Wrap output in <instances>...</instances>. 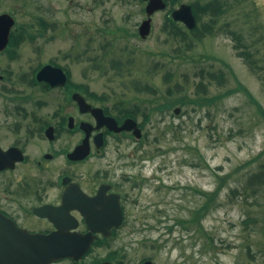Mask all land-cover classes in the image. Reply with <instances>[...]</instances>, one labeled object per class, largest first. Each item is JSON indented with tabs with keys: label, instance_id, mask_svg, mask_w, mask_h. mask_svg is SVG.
I'll list each match as a JSON object with an SVG mask.
<instances>
[{
	"label": "flooded vegetation",
	"instance_id": "1",
	"mask_svg": "<svg viewBox=\"0 0 264 264\" xmlns=\"http://www.w3.org/2000/svg\"><path fill=\"white\" fill-rule=\"evenodd\" d=\"M73 1L0 0V241L10 240L13 228L29 234L66 231L89 236L90 248L79 259L51 264H129L121 245L128 205L152 188V178L135 172L142 166L137 149L146 143L150 107L135 99L111 101L88 83H75L72 67L84 63L85 76L131 72L134 40L145 19L133 31L123 30L121 40L128 43L124 55L118 54V37L105 42L104 35L113 32L104 28V0H77V11L87 16L81 22L74 21ZM140 2L145 12L147 3ZM131 20L128 15L124 24ZM100 111L105 118H98ZM125 123L137 124L141 138L134 128L116 130ZM147 261L154 263L144 257L137 264Z\"/></svg>",
	"mask_w": 264,
	"mask_h": 264
},
{
	"label": "rangeland",
	"instance_id": "2",
	"mask_svg": "<svg viewBox=\"0 0 264 264\" xmlns=\"http://www.w3.org/2000/svg\"><path fill=\"white\" fill-rule=\"evenodd\" d=\"M195 1L168 0L170 9ZM228 2L230 10L219 24L231 23L252 51L260 49L255 57L264 61V0ZM104 3V28L113 32L104 35L105 42L118 37L116 52L124 55L122 47L128 41L121 40L123 30L133 31L146 19L145 5L138 1L129 5L122 0ZM81 12L74 0V21L86 19ZM128 15H132L131 23L126 21L129 25L124 24ZM166 17V10L154 14L150 36L146 40L135 38L131 72L125 68V72L85 76L84 63L72 67L75 83L86 82L111 101L135 99L146 101L150 107L152 120L145 125L146 143L137 149L142 166H137L135 172L152 178V188L144 190L139 202L128 205L131 216L121 235L128 263L137 264L140 259L151 257L155 264H264V185L255 184L254 187H261L255 193L250 184V190L246 189L250 174L264 163V119L255 103L239 91L202 108L177 105L181 108L178 115L174 114L176 106L163 113L152 110L165 103L161 95L166 96L168 88H176L177 84L182 88L175 90L176 96L197 92V73L202 66L225 74L223 85L213 81L209 86V96L241 83L264 107V79L259 77L264 71H252L237 55L232 38L223 32L203 42L195 41L193 49L183 57L177 49L182 46L165 34ZM75 24L73 28L80 31L81 26ZM73 40L71 45L75 47ZM67 43L58 42L56 48H64ZM82 48L81 40L77 50ZM136 83L143 85L141 92L132 88ZM144 86L155 88L156 93ZM226 176L224 188L207 215L185 229L180 220H191ZM160 185L164 188L157 191L155 187Z\"/></svg>",
	"mask_w": 264,
	"mask_h": 264
},
{
	"label": "trees",
	"instance_id": "3",
	"mask_svg": "<svg viewBox=\"0 0 264 264\" xmlns=\"http://www.w3.org/2000/svg\"><path fill=\"white\" fill-rule=\"evenodd\" d=\"M228 0H208L205 2H201L200 0H196L192 2L193 12L197 19L198 27L192 31L191 33L198 37L200 40H203L206 37H213L221 35V32L228 34L232 40L234 41V48L239 57L243 58V60L248 64L250 69L254 72L264 71V61L255 57L256 54H260V49L256 51H252L249 44H247L245 38L240 34L236 29L234 30L231 27V23L226 22L222 25L219 24V20L230 10V6H228ZM169 25L166 28V32L169 36H181L183 41V47H178V52L185 54L188 51H191L193 48V43L190 41L188 37L187 31H181L177 28L175 22L172 21L171 18L168 19ZM261 39H264V35L261 36ZM226 64V63H224ZM230 68V67H229ZM231 74H233L232 69L230 68ZM197 77H199V81L197 82V92H195L192 96L178 95L176 96L175 90L182 88V85L177 84L176 88H168L166 96L161 95V98L164 100V104L159 107H154V110L160 109L161 107H166L167 109H171L174 106L180 105L182 107H186L188 105H193L194 109L196 107L202 108L204 106H210L215 104L225 98L233 95L236 92H244L253 103L258 108L260 116L264 119V107L260 102H258L252 93L241 83H239L235 88L228 89L223 93H219L214 96H209V86L213 84V81L218 83L219 85H223L222 81L225 79V74L223 71L214 72L209 71L205 67H201L197 73ZM261 79H264V74L259 75ZM208 78V80H207ZM153 93H156V89L152 90ZM264 154V151L261 155ZM258 160V159H255ZM257 169V167H256ZM228 176L221 178L220 183H218L216 189L206 198L203 204L195 211V216L191 218V220H180L186 228L189 227V224L199 223L200 219L207 215L208 210L210 209L212 204L217 202L218 195L224 188V184L227 180ZM246 189H253L254 193L257 192L261 187H254L255 184L264 185V163L258 165V169L252 172L247 180ZM250 184V186H248ZM253 185V186H252ZM251 252V251H250Z\"/></svg>",
	"mask_w": 264,
	"mask_h": 264
},
{
	"label": "water",
	"instance_id": "4",
	"mask_svg": "<svg viewBox=\"0 0 264 264\" xmlns=\"http://www.w3.org/2000/svg\"><path fill=\"white\" fill-rule=\"evenodd\" d=\"M147 15L150 17L157 10L165 9L163 0H148ZM173 18L182 21L189 29L196 27V20L189 5H182L173 13ZM151 30V19L144 21L140 34L146 37ZM88 108L90 106L86 105ZM179 109L176 110V113ZM125 126L122 128L124 129ZM139 136V133H138ZM76 153V152H75ZM121 219V211L118 210ZM8 241H0V264H50L62 258H80L89 248V236H82L66 231L54 232L50 235L28 234L15 230L7 232ZM145 264H152L146 262Z\"/></svg>",
	"mask_w": 264,
	"mask_h": 264
}]
</instances>
